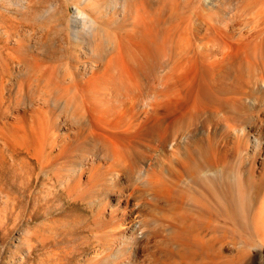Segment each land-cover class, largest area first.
I'll return each instance as SVG.
<instances>
[{
  "label": "bare ground",
  "instance_id": "6f19581e",
  "mask_svg": "<svg viewBox=\"0 0 264 264\" xmlns=\"http://www.w3.org/2000/svg\"><path fill=\"white\" fill-rule=\"evenodd\" d=\"M69 2L73 16L58 11L45 26L48 59L32 57L19 29L0 46V159L24 152L36 181L50 183L67 202L43 220L34 210L33 246L49 245L44 229L58 226L81 233L72 250L93 257L150 231L161 235L166 264H259L246 259L264 237V117L250 118L252 97L264 100V5L241 1V14L253 16L247 36L230 32L214 0ZM187 64L204 69L205 85L189 81L185 88L178 77ZM143 76L161 90L145 95ZM15 83L6 115L2 95ZM122 93L154 105L122 107ZM172 98L182 101L173 105ZM130 178L144 187L122 186ZM231 239L239 246L223 257ZM92 257L76 264H98Z\"/></svg>",
  "mask_w": 264,
  "mask_h": 264
},
{
  "label": "rangeland",
  "instance_id": "374dc122",
  "mask_svg": "<svg viewBox=\"0 0 264 264\" xmlns=\"http://www.w3.org/2000/svg\"><path fill=\"white\" fill-rule=\"evenodd\" d=\"M9 1H12V0H1L0 1V46L5 42L7 35H10V37H12L14 39V37L16 36V33L18 32V29H19L21 32L17 33V35L21 34L22 32L25 33L26 38L24 39V41L26 42V44H28V46H27L29 49L28 51L32 52L31 53L32 57L35 58L38 56H42L41 60H44L45 58L48 59V56L51 53L48 52L50 50V48L47 46L48 44L45 43L46 39L44 38V34H43L45 29H46L45 26L48 24L47 23L48 20H50L53 17V16H51L52 14L55 13V15H60L59 13H57L58 11H60V13L62 12L61 14H65L66 18L68 16L69 17L73 16V11H74L73 4L71 2H69L70 0H56V1L55 0H49L51 2H48V0H14V1L8 3ZM241 1L242 0H221V1L220 0H214V3L216 4V6L217 5L222 6V8L224 9V10L222 9V12L227 14L228 21L230 22L229 26H228L230 32H232V27H233L234 28V30L232 32L233 34L234 33L238 34L241 32V33H243V35L248 36V35L253 33V29H252L251 24L248 25L250 27V29H249V27L247 26L246 23L250 19H252L251 17H253V16H249V15L243 16V14H241L240 10L238 9V7L241 8ZM263 1L264 0H260V2L264 5ZM54 2L57 3V5L53 4ZM11 3H15L16 5L15 6L11 5ZM48 3L51 4L50 6H54V7L50 8V6H48L49 5ZM21 5H23V6H21ZM116 5L119 6L118 3ZM9 6L11 9L8 8ZM12 6H14V7H12ZM16 7L17 8L20 7V8L17 9ZM47 8H49V9H47ZM9 9L14 12V15H12L11 11L8 12ZM109 9H110L109 7H106L105 9H103L105 17L107 15L106 13L110 11ZM118 11L120 12V10H118ZM20 14L26 15V17L24 16L26 18V20H25V18H24V20H23V18L21 20L22 16ZM11 15L15 16V18H17V19H14ZM238 15H240V16H238ZM237 16H238V19H237ZM24 21H26V22H24ZM28 21L31 23H29ZM13 31H15V35H13ZM12 38H10V39L12 40ZM228 38L226 41L229 44L233 45L234 39H232L230 37H228ZM15 39H16V37H15ZM58 44L59 43H57V41L55 40L52 45L55 46V48H59ZM235 45L236 44H234L233 46H235ZM233 46H232V48H234ZM62 61H63V59L59 62V64H61ZM190 64H192V63H190ZM199 64H201V63H199ZM199 64H193V66H197ZM95 65H97V66H95L96 68L100 69L101 64L97 63ZM202 65H203V68L208 66L207 63L201 64L200 65L201 68H202ZM170 66H171V63L166 62L163 64L162 67H164L165 69H169ZM186 66L188 68L187 71L182 69L183 71H186V73L181 71L183 73V74L181 73L183 76H181L179 73L180 76L178 77L182 80L183 84L185 83V81H187V83L184 84L185 88H188L186 86H187V84L190 85V82H192V84L194 82L195 83L199 82L201 85H205L203 83L207 79V76L204 74L205 73L204 69H201L200 67L198 68V66L192 67L191 65H188V64ZM184 69H185V66H184ZM199 70H200V72H199ZM116 75H117V73H116ZM177 76H175V78ZM197 77L199 78L198 80H197ZM193 78H194V80H192ZM180 79H178V80L181 82ZM195 79L197 82L195 81ZM140 81H142V84H143V90L142 91L145 95L148 94L149 92H150L149 94H151L154 91L153 88H155V89L159 88L161 90L162 86L159 87V83L154 81L153 77L143 76L140 78ZM17 83H18V81H17ZM17 83H15V85H14L15 87L14 86L12 87L13 89L10 93H8L6 91V93H3L4 95H2V97H3L2 103H4V104H2V103L1 104H2V108H3V112L6 115H10L9 114L10 112L8 109L12 106L11 103L16 97L17 93L15 92V90H16V84ZM35 84L33 85L34 87H36ZM185 88H184V91L187 90ZM3 91L5 92V90H3ZM157 91L158 90H156L154 92V94H156ZM12 95H13V97L14 96L15 97L13 98ZM40 95L44 96L43 93H41ZM119 95L122 98H120V96H119V98H117L118 97V95H117L116 96V102L125 108L126 107H134V106H135V108L139 107V106L144 107V108H151L154 105V102H152L150 98L148 99L145 97V98L138 100L137 98L134 99V97H135L134 94H132L130 96H126L125 94L122 93ZM4 96H5V98L8 97V99L5 100ZM255 96H257L256 99L254 98ZM40 97L41 96L38 97V100H40L39 99ZM254 97H252V101L257 103V106L253 107L254 108L253 111H250V118L256 119V121L258 123L259 120L262 117H264V100L262 101V95H260V94H258V95L256 94V95H254ZM35 98L37 99V96ZM193 99H192V101H194ZM135 100H138V102ZM172 100H174L173 105L174 104L178 105L182 101L180 98H174V99L172 98ZM177 100H179V101H177ZM7 101H8V103L6 104ZM121 102H124V104ZM175 102H178V103H175ZM258 103L260 104V106L258 105ZM34 104L35 103H33L29 106H35L36 104L35 105ZM39 104H41V103H39ZM6 106H7V108H6ZM50 106H52V105H50ZM56 106L57 105H55V106L53 105L52 108L56 109ZM31 110H33V109L32 108H24L22 111L23 112L26 111L25 113L31 114L32 113V112H30ZM22 111L20 110L19 115H23ZM208 113L209 112H205V114H208ZM253 131H254V129H253ZM56 134H57V132H56ZM1 142L2 141H0V148H2L3 150L6 151V147L3 146L1 144ZM147 143L148 144L146 146L144 145L145 147H148L149 145H153L152 144L153 142L151 143V141H147ZM164 149H165V147H164ZM16 157H17V160H16ZM260 158L261 157L257 156V159L254 161V164H256L257 166H259V164H260L259 163ZM31 161L32 160L30 158H28L24 152L17 153L16 156H14V160H11L8 154H6L4 159H0V264H76L82 260L85 261V260L91 258L92 257L91 254L85 255V253H83V254L77 253L76 250L75 251L72 250V249H75V248H73V247H75V245H78L83 240L84 236L81 233L76 232V235H75V232L69 233L70 236L67 237L68 232L61 230L60 227L58 228V226H55V228L53 227L52 231L50 229H48L47 227L44 229L45 234L46 235L50 234L52 237L51 242H49V245L47 244V245H45V247H41V246L40 247L39 246L34 247L33 246V241L31 238L33 235V228H34L36 221L32 220L31 215L34 212V210L37 209L38 213L40 214V217L38 220H43L44 217H46V216L51 217V216H55V214L57 215V213H59L63 209V207H65L67 202H66V199L64 197H62V195H60V197H59V193L56 192L55 189H53V187L51 186L50 183L49 184L48 183L41 184L40 181L39 182L36 181V178L34 177L35 167L32 164L33 162H31ZM179 168H180V165H179ZM31 169H32V171H31ZM167 173L169 174L170 171H167ZM172 176H174V175L172 174ZM130 179H128L127 181L126 180L123 181L124 183L122 182V186L133 187V185H140V187H141L142 184H139V183H136L135 181H133L134 178L131 179L132 181ZM183 180H184V178H183ZM40 184H41L42 188L40 187ZM142 186L144 187V185H142ZM145 186L147 187L148 185L145 184ZM38 190L39 191L41 190V191L38 192ZM45 190L47 191L46 193H45ZM56 194H58V195L56 196ZM49 198H51V199H49ZM42 199H43V201H42ZM40 200L42 202H40ZM39 202H40V205H39ZM41 205H43V206H41ZM152 226H153V224H152ZM155 227L157 228L156 224H155ZM138 232H140V233H138ZM138 232L136 233L137 237L134 236L130 242H126L124 244H118V245L113 246L112 247L113 249L110 248V250L108 249L107 251L99 252L98 254L93 256L92 259H94V261H97L98 264H164L166 261L167 253H166V251L163 252L161 244H159V242H158V239L161 238V235L159 237V235H157V233H156L155 236L151 237L153 234L152 235L149 234L150 231L146 232L147 235L144 233L145 231H138ZM148 236H149V238H148ZM146 237H147V239H146ZM62 239H64V240H62ZM259 239L260 240L263 239V241L261 240L263 243ZM71 245H73V246H71ZM70 246H71V249L69 248ZM237 246H239V244H234L233 240L231 239L230 244L227 245L226 247H224L222 249L223 251L221 250V252H222L221 254H223L222 256L224 257L225 255L226 256L231 255V252L232 251L234 252V249ZM249 249H250V254L248 256V259H246L247 260L246 262L248 263L254 259L259 264H264V237L258 238V240H256L254 242V247L249 246ZM71 250H72V252H71ZM164 253L166 254V256ZM72 255L73 256L75 255L74 257H76L77 259L74 258ZM77 255H79V256H77ZM68 257H69V259H67ZM167 258H168V256H167ZM76 260H77V262H76ZM162 260H163V262H162ZM48 261H50V262H48Z\"/></svg>",
  "mask_w": 264,
  "mask_h": 264
}]
</instances>
